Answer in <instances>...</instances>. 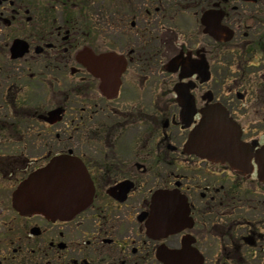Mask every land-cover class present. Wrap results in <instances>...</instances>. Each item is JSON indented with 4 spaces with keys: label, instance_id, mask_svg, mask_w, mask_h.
I'll use <instances>...</instances> for the list:
<instances>
[{
    "label": "flooded vegetation",
    "instance_id": "flooded-vegetation-1",
    "mask_svg": "<svg viewBox=\"0 0 264 264\" xmlns=\"http://www.w3.org/2000/svg\"><path fill=\"white\" fill-rule=\"evenodd\" d=\"M216 22L229 38L206 32ZM262 76L264 0H0V264H264L256 166L238 173L184 150L217 102L263 146L264 130L244 126L264 121ZM62 152L87 170L88 205L67 219L15 208L20 182Z\"/></svg>",
    "mask_w": 264,
    "mask_h": 264
},
{
    "label": "water",
    "instance_id": "water-1",
    "mask_svg": "<svg viewBox=\"0 0 264 264\" xmlns=\"http://www.w3.org/2000/svg\"><path fill=\"white\" fill-rule=\"evenodd\" d=\"M207 15L209 13L204 17ZM205 30L213 36L224 33L229 38L231 34L229 29L221 27L218 22L206 24ZM111 58L107 55L103 59ZM189 66L192 69V64ZM195 70H189L184 76ZM198 73L202 76L201 81L207 78L205 66ZM177 87V94L187 100L183 103L182 112L189 118L194 112L192 98L186 87L180 84ZM240 133L238 124L220 104H209L201 109V117L190 130L184 150L214 162H227L241 173L253 169L251 159L254 158L259 180L264 181V145L253 151L250 144L240 139ZM91 194L92 184L81 161L69 154H59L18 185L13 193V204L22 212H39L62 219L83 208Z\"/></svg>",
    "mask_w": 264,
    "mask_h": 264
},
{
    "label": "rangeland",
    "instance_id": "rangeland-1",
    "mask_svg": "<svg viewBox=\"0 0 264 264\" xmlns=\"http://www.w3.org/2000/svg\"><path fill=\"white\" fill-rule=\"evenodd\" d=\"M242 27H243V29H242V31L243 30H245V31H256L257 29L256 28H258V32L259 31H262L261 30V27L259 28V27H257L256 25H254V24H248L247 23V25H242ZM241 31V30H240ZM255 63H256V61H254ZM249 67L250 68H248L249 69V71H248V75H246L248 78L247 79H257L258 80V77L259 76H257L258 74H259V67L258 66H252V65H249ZM247 69V70H248ZM217 75H219L217 78L219 79L218 81L220 82V81H223V83H221V84H226V82L229 80V79H232V78H230V77H228V75L229 74H223L222 73V71H219L218 73H217ZM262 82H260V83H264V76H262ZM225 80V81H224ZM264 85V84H263ZM256 86V87H255ZM254 87H253V97H252V100H251V104H254L253 106L256 108L258 105H259V91L261 90V89H259V85L258 84H256ZM221 89H222V87H220L219 88V90H217L218 92V94H220L221 93ZM226 89V88H225ZM225 89H223V90H225ZM263 96H264V94H263ZM263 98V97H262ZM248 110H250V112H254L253 110H254V108H248ZM253 115H250V116H248V118L249 119H247L245 122L246 123H244V126H245V128H252L253 129V132H259V134L260 133H262L263 132V130H264V121H258V119H256V118H253L252 117ZM241 185H242V187H256L257 186V183H256V179L255 178H253V179H251V178H246L245 180H243L241 183H240Z\"/></svg>",
    "mask_w": 264,
    "mask_h": 264
},
{
    "label": "trees",
    "instance_id": "trees-1",
    "mask_svg": "<svg viewBox=\"0 0 264 264\" xmlns=\"http://www.w3.org/2000/svg\"><path fill=\"white\" fill-rule=\"evenodd\" d=\"M258 206H259V203H258Z\"/></svg>",
    "mask_w": 264,
    "mask_h": 264
}]
</instances>
